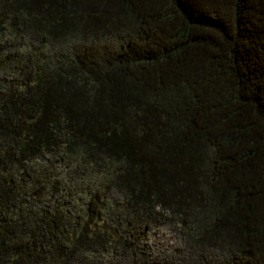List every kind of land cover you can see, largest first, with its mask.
Segmentation results:
<instances>
[{"label": "trees", "instance_id": "1", "mask_svg": "<svg viewBox=\"0 0 264 264\" xmlns=\"http://www.w3.org/2000/svg\"><path fill=\"white\" fill-rule=\"evenodd\" d=\"M0 264H264V0H0Z\"/></svg>", "mask_w": 264, "mask_h": 264}, {"label": "rangeland", "instance_id": "2", "mask_svg": "<svg viewBox=\"0 0 264 264\" xmlns=\"http://www.w3.org/2000/svg\"><path fill=\"white\" fill-rule=\"evenodd\" d=\"M146 235L147 241L149 243L154 241L156 246L165 245L169 248V246L177 244L178 241L175 226L163 221L150 225Z\"/></svg>", "mask_w": 264, "mask_h": 264}]
</instances>
